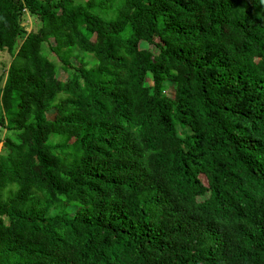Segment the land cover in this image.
<instances>
[{
  "label": "trees",
  "instance_id": "1",
  "mask_svg": "<svg viewBox=\"0 0 264 264\" xmlns=\"http://www.w3.org/2000/svg\"><path fill=\"white\" fill-rule=\"evenodd\" d=\"M1 52L0 264H264V0H0Z\"/></svg>",
  "mask_w": 264,
  "mask_h": 264
},
{
  "label": "rangeland",
  "instance_id": "2",
  "mask_svg": "<svg viewBox=\"0 0 264 264\" xmlns=\"http://www.w3.org/2000/svg\"><path fill=\"white\" fill-rule=\"evenodd\" d=\"M39 1H43V0H39ZM20 26L23 28L24 32L26 34L28 33H36L39 29L40 26V21L38 19V16L36 14H29L27 11L23 10V14L21 15V19H20ZM147 49L155 54V50L151 47L148 46ZM75 52V51H74ZM40 54L41 56L45 57L48 61H50L51 63H53V65L56 67V77L60 80H64L66 75L65 73H63L60 70L61 67V63L59 62V60L48 50L47 48V44L43 43L40 46ZM80 55V54H78ZM81 58L84 60L85 63H91L92 62V57L90 55H86V54H82L80 55ZM7 61V55L4 52L0 53V74L1 71L3 69V65L4 63ZM69 63L72 66H77V62L74 59H70ZM166 95L170 94L169 89L165 91ZM52 117V112H49L47 114V118H51ZM5 133V130H0V138L2 139L3 135ZM0 151H1V144H0ZM198 178L203 182V177L201 175L198 176ZM73 211L71 212V214H73Z\"/></svg>",
  "mask_w": 264,
  "mask_h": 264
}]
</instances>
